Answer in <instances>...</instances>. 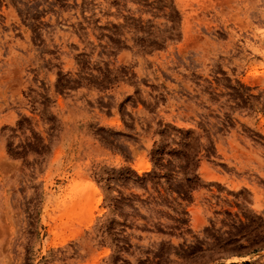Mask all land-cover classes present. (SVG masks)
Returning a JSON list of instances; mask_svg holds the SVG:
<instances>
[{
    "label": "rangeland",
    "instance_id": "obj_1",
    "mask_svg": "<svg viewBox=\"0 0 264 264\" xmlns=\"http://www.w3.org/2000/svg\"><path fill=\"white\" fill-rule=\"evenodd\" d=\"M0 264H264V0H0Z\"/></svg>",
    "mask_w": 264,
    "mask_h": 264
}]
</instances>
